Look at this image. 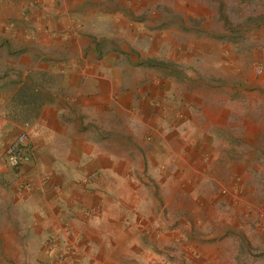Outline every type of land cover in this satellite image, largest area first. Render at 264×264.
Wrapping results in <instances>:
<instances>
[{"label":"rangeland","instance_id":"rangeland-1","mask_svg":"<svg viewBox=\"0 0 264 264\" xmlns=\"http://www.w3.org/2000/svg\"><path fill=\"white\" fill-rule=\"evenodd\" d=\"M4 1L0 63L123 64L109 73L139 116L133 179L118 187L139 191L119 230L141 245L130 262L264 264V0H122L118 31ZM34 20L49 36L28 38ZM78 238L1 241L0 264L84 261L90 241Z\"/></svg>","mask_w":264,"mask_h":264},{"label":"crops","instance_id":"crops-1","mask_svg":"<svg viewBox=\"0 0 264 264\" xmlns=\"http://www.w3.org/2000/svg\"><path fill=\"white\" fill-rule=\"evenodd\" d=\"M4 4L12 5L11 12L15 5H46L47 16L76 9L78 21L103 22L105 31L116 30L122 15V0ZM34 22L38 29L28 38L49 36ZM25 32L7 29L12 38ZM122 68L107 61L0 63V253L1 241H47L57 235L78 241L83 233L90 241L86 260L76 258L74 264H133L131 254L138 255L141 245L132 238L121 241L119 230L124 214H132L125 201L139 203V191L136 187L132 198L118 187L133 179L130 166L138 153L130 144L139 134V116L131 109L135 103L125 100L121 76L109 73ZM21 132L28 135L33 158L14 171L4 154Z\"/></svg>","mask_w":264,"mask_h":264},{"label":"built area","instance_id":"built-area-1","mask_svg":"<svg viewBox=\"0 0 264 264\" xmlns=\"http://www.w3.org/2000/svg\"><path fill=\"white\" fill-rule=\"evenodd\" d=\"M32 158L33 150L29 145L28 135L26 132H21L9 144L4 154V163L10 169L19 171Z\"/></svg>","mask_w":264,"mask_h":264}]
</instances>
